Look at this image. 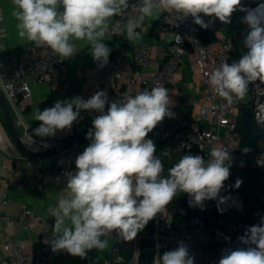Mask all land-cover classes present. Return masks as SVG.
<instances>
[{"label": "clouds", "instance_id": "1", "mask_svg": "<svg viewBox=\"0 0 264 264\" xmlns=\"http://www.w3.org/2000/svg\"><path fill=\"white\" fill-rule=\"evenodd\" d=\"M12 4L22 40L63 58L74 57L79 50L76 42L86 41L93 60L101 66L107 64L111 52L102 42L105 37L121 34L128 41L137 40L141 36L137 29L146 17L175 13L179 19L191 16L195 24L207 28L203 17L227 24L240 10L248 26L243 41L247 52L231 64L221 63L208 83L232 101L242 98L251 82L264 81V12L244 8L241 0H138L131 5L129 0H12ZM130 7L138 10L139 17L128 15L122 29L113 28L112 18L124 17ZM172 106L168 90L157 85L135 96L124 93L112 102L105 91H97L87 100L77 96L56 101L43 111L36 109L33 119L41 123L33 133L41 138L70 130L82 110L99 113L86 134L90 143L76 158L75 172L69 173L56 204L47 209L54 225L44 242L53 252L63 250L85 258L92 249L104 250L113 231L123 241H133L179 192L187 193L198 206L220 195L233 159L226 148L213 147L208 160L185 155L166 178L162 175L161 156L147 137L166 117L174 116ZM163 155L170 158L167 150ZM241 183L237 180V187ZM238 240L244 247L223 249L218 264H264V217ZM155 258L156 264H194L183 242Z\"/></svg>", "mask_w": 264, "mask_h": 264}, {"label": "built area", "instance_id": "2", "mask_svg": "<svg viewBox=\"0 0 264 264\" xmlns=\"http://www.w3.org/2000/svg\"><path fill=\"white\" fill-rule=\"evenodd\" d=\"M3 0H0V7ZM137 4L138 0H129ZM246 9H256L264 12V0H241ZM241 19L245 12L237 10ZM137 9L129 8L124 17H114L113 28H123V20L128 15L138 16ZM203 15V14H201ZM3 12L0 8V24L3 22ZM207 28L194 23L191 16L179 19L175 13L165 12L161 15L163 30L171 34L169 44L157 42L141 43L132 49V62L136 70H130L121 52L114 53L107 64L98 72V91H105L109 102L114 101L109 87L119 83L123 94L135 96L144 90H151L155 86H162L171 96V85L181 69L183 59L189 52L194 53L193 67L198 71L205 87L202 98L192 97L188 101L191 115L182 117L174 115L166 117L156 128L148 134V139L155 140L157 155L161 156L166 178L168 170L185 155H199L205 160L213 147H223L230 150L232 157L241 149V134L237 132L240 121L241 106L253 109L254 119L263 131L259 140L260 153L256 157L258 168H264V81L256 80L249 84L246 93H250L249 103L242 104V98L234 97L228 101L216 93L208 83L211 72L221 63L231 64L239 51V37H245L247 32L232 36H218L215 42H206L197 32H212L215 36L220 29L229 27L230 23H223L216 18L203 17ZM120 21L119 24L116 22ZM247 26V25H246ZM248 27V26H247ZM114 37L121 34H114ZM5 45L0 37V88L4 93L11 111L20 112L21 99L31 96L33 88L39 85H54L61 87L65 77L68 62L66 58L55 55L51 50L36 48L34 45L26 47L21 60L12 61L1 56ZM183 103V98H180ZM172 112V107H171ZM107 111V105L105 107ZM99 115L94 111L88 113L92 120ZM170 152V158L163 152ZM50 158L33 160L27 158V169L22 177L14 183L21 191L27 188L44 190L54 184L60 192L66 187L69 173H74L76 166L68 162L47 174L41 168L49 163ZM232 169L230 172L232 174ZM224 183L220 195L214 200H206L202 206L195 205L187 193L179 192L172 202L155 217L153 244L155 257L172 250L183 242L194 257V264H218V260L225 248L244 247L238 237L244 235L248 227L254 225L252 221H238L231 211L240 212L244 209L241 194L231 188L232 178ZM3 173L0 168V192L2 191ZM264 186V178L259 180ZM8 200L4 195L3 204ZM188 209V213L185 212ZM37 217L33 210L26 207H15L10 214L0 216V222H13L23 231L30 230ZM52 222L45 221L36 235L35 248L27 252L23 242L15 240L9 234L3 236L4 258L0 264H47L51 258L58 259L61 264H67L66 251L53 252L50 244L44 241L51 237ZM139 235V233H138ZM137 235V237H138ZM136 237V238H137ZM108 240L113 241L114 257L102 264H125L121 255L120 240L113 231ZM154 257V264L156 258Z\"/></svg>", "mask_w": 264, "mask_h": 264}, {"label": "crops", "instance_id": "3", "mask_svg": "<svg viewBox=\"0 0 264 264\" xmlns=\"http://www.w3.org/2000/svg\"><path fill=\"white\" fill-rule=\"evenodd\" d=\"M3 12V22L0 24V29L4 35L1 37L5 50L1 56L12 61L22 59L25 49L29 45H33L25 40H22L17 33V21L12 16L14 5L12 0H3L1 4ZM160 14L156 18H144L140 23L141 27L137 29L141 36L137 40L128 41L125 35L112 36L108 35L102 41L110 49L109 58L114 53H123L124 59L130 70H136L132 62V49L141 43L157 42L160 44H169L171 42V34L169 31L163 30ZM139 17V14L137 18ZM113 21V18H112ZM247 32L248 27L242 22L239 12L235 11L231 17L229 27L220 29L218 36L240 34L239 32ZM244 38L239 37V51L234 55V59L238 61L240 57L247 52L244 47ZM78 51L72 58H66L68 66L66 68V77L61 87L54 85H39L33 88V92L27 99H21L20 112L11 111L15 119L17 129L22 135L26 145L31 149H44L45 147L66 141L73 137L87 134L92 128V120L88 113L91 111L80 112V118L73 123L70 130L57 131L52 137L35 136L33 130L39 126L41 122L33 119L36 109L43 111L45 108L54 106L56 101L70 100L74 97H82L87 100L98 91V72L102 67L99 62L93 60L90 53V45L86 41L76 42ZM108 58V59H109ZM194 53L189 52L183 59V64L180 71L176 75L174 83L171 85V100L173 101L172 113L176 116H190L191 109L188 101L192 97L202 98L205 95V87L201 80L198 71L193 67ZM114 101L119 100L123 95L122 86L119 83L111 84L109 87ZM183 98V103H180V98ZM155 141V140H153ZM88 146L85 144L80 147L64 151L50 158L49 163L41 168L42 172L50 174L59 166L65 163H72L74 166L76 158ZM27 158L14 144L4 121L3 112L0 108V168L3 173L2 191L0 192V216L10 214L15 207H26L33 210L37 217L35 224L30 230L23 231L13 222H0V260L4 258L3 251V236L9 234L15 240L23 242L26 246V251H32L36 246V235L40 226L45 221H50L54 225V218L48 214L49 205H55L61 192L60 188L54 184L49 185L44 190L36 188H27L21 191L14 184L19 177L27 169ZM35 160V159H33ZM37 161V160H36ZM4 195H6L8 203L3 204ZM145 229V228H144ZM144 229L139 232L137 238L133 241L120 240L121 255L125 260V264H145L146 255L144 253ZM113 241L108 240V246L101 251L92 249L87 252L85 258L72 256L68 253L67 264H102L104 261L112 259L115 255L112 251ZM47 264H61L56 258L48 260Z\"/></svg>", "mask_w": 264, "mask_h": 264}, {"label": "water", "instance_id": "4", "mask_svg": "<svg viewBox=\"0 0 264 264\" xmlns=\"http://www.w3.org/2000/svg\"><path fill=\"white\" fill-rule=\"evenodd\" d=\"M0 108L14 144L23 155L30 159L51 158L64 151L90 143L86 138V134H82L66 141L49 145L44 149H31L26 145L17 129L10 106L1 88ZM237 132L241 134V149L234 155L231 162V169L233 171L230 187L236 189L241 194L244 209L240 212L231 211L230 215L238 221H252L256 225L264 217V186L259 184V180L264 178V168H258L256 164V157L261 150L259 140L263 136V131L258 127L251 107L241 106ZM245 148L249 149L247 153L243 151ZM237 180L242 181L238 187ZM154 225L155 217L148 222L144 229L143 248L146 255L145 264H154Z\"/></svg>", "mask_w": 264, "mask_h": 264}, {"label": "trees", "instance_id": "5", "mask_svg": "<svg viewBox=\"0 0 264 264\" xmlns=\"http://www.w3.org/2000/svg\"><path fill=\"white\" fill-rule=\"evenodd\" d=\"M197 34L204 39L206 42H215L216 41V36L212 32H203V31H198ZM188 209L185 208V212L188 213Z\"/></svg>", "mask_w": 264, "mask_h": 264}, {"label": "rangeland", "instance_id": "6", "mask_svg": "<svg viewBox=\"0 0 264 264\" xmlns=\"http://www.w3.org/2000/svg\"><path fill=\"white\" fill-rule=\"evenodd\" d=\"M249 100H250V93L248 92L246 93L245 98L242 99V104L249 103Z\"/></svg>", "mask_w": 264, "mask_h": 264}]
</instances>
